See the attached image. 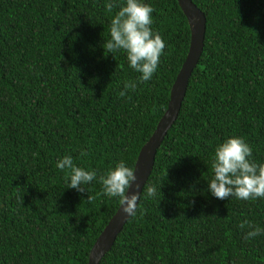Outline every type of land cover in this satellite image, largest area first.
Segmentation results:
<instances>
[{"label": "trees", "instance_id": "trees-1", "mask_svg": "<svg viewBox=\"0 0 264 264\" xmlns=\"http://www.w3.org/2000/svg\"><path fill=\"white\" fill-rule=\"evenodd\" d=\"M142 2L166 45L146 82L123 50L103 48L126 0H0V264H87L118 209L99 177L120 161L134 169L190 43L176 0ZM191 2L206 19L204 47L145 183L156 195L142 189L99 264H264V233L245 239L240 227L264 229V198L208 191L227 138L242 137L264 163V0ZM66 155L97 173L84 192L56 167Z\"/></svg>", "mask_w": 264, "mask_h": 264}, {"label": "clouds", "instance_id": "clouds-1", "mask_svg": "<svg viewBox=\"0 0 264 264\" xmlns=\"http://www.w3.org/2000/svg\"><path fill=\"white\" fill-rule=\"evenodd\" d=\"M109 11L113 5L107 4ZM153 8L143 3L142 0H126V6L120 7L115 17L111 20L109 33L110 39L103 48L109 53L123 50L127 55L129 66L141 73L140 81H149L156 72L161 54L166 45L161 35L151 28L153 23ZM136 83L126 81L125 90H134ZM126 91L119 92L120 97H124ZM81 156L88 153L81 151ZM252 156L251 147L242 137L232 136L215 147L211 168L213 178L208 182V191L217 199H228L235 197L242 200H255L264 198V163L257 164L250 160ZM56 167L64 171L69 170L65 177L69 180L68 188L84 192L87 185L97 178L96 171H88L78 167L71 155H66L57 161ZM134 170L126 166L124 161H120L107 171L105 175L99 177V182L103 185V192L109 197H118L123 213L128 217H134L137 212V200H140L141 193L132 192L129 189L136 181ZM139 188V185H136ZM143 190L147 197L156 195L154 185H144ZM92 199V197H88ZM241 228L247 227L245 239L254 238L264 233V229L254 225L245 219Z\"/></svg>", "mask_w": 264, "mask_h": 264}, {"label": "water", "instance_id": "water-1", "mask_svg": "<svg viewBox=\"0 0 264 264\" xmlns=\"http://www.w3.org/2000/svg\"><path fill=\"white\" fill-rule=\"evenodd\" d=\"M176 1L188 23L190 31L189 48L186 58L171 87L167 109L158 121L151 137L141 147L137 155L133 169L137 179L130 187L129 194L132 192L138 194L142 192L143 186L151 174L156 152L167 132L178 118L190 77L199 62L204 47L206 30V19L204 14L191 2V0ZM137 184L139 188L136 187ZM138 202L139 199L137 200V204ZM129 218L130 217L123 213L121 205H119L114 215L92 245L87 264H99L102 257L111 249L117 235Z\"/></svg>", "mask_w": 264, "mask_h": 264}]
</instances>
